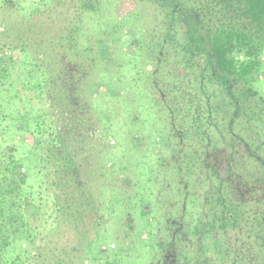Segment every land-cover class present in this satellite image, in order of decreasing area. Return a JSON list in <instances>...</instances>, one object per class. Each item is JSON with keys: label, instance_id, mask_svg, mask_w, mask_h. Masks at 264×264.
<instances>
[{"label": "trees", "instance_id": "1", "mask_svg": "<svg viewBox=\"0 0 264 264\" xmlns=\"http://www.w3.org/2000/svg\"><path fill=\"white\" fill-rule=\"evenodd\" d=\"M35 1L17 10L20 19L0 18V137L14 141L20 132L29 149L22 152L46 145L56 237L51 248L31 250L35 226L25 207L42 206L27 181L40 171L29 165L35 155L23 153L0 166V264H94L114 250L103 234L109 214H121L122 239L135 232L128 201L138 193L135 181L107 165V152L86 145L96 129L83 81L111 51L102 49L103 34L83 32V19L103 14L105 0ZM132 2L147 17L136 45L165 116L163 152L180 166L172 191L187 198V217L167 224L160 245L169 249L153 264H192L193 249L213 264H264V99L254 86L263 68L264 0Z\"/></svg>", "mask_w": 264, "mask_h": 264}, {"label": "rangeland", "instance_id": "2", "mask_svg": "<svg viewBox=\"0 0 264 264\" xmlns=\"http://www.w3.org/2000/svg\"><path fill=\"white\" fill-rule=\"evenodd\" d=\"M9 1L0 0V18L10 14V18L20 19L18 11H25L36 2L12 0L15 4L7 8L4 3ZM135 8L132 0H105L103 14L92 17L90 15L83 19V32L98 36L103 34L106 47L102 49L111 51L110 62L104 64L101 60V63L90 71L89 77L84 79V83L82 82L83 94H85L83 101L95 114L93 120L96 129L92 141L86 145L96 152L100 150L107 152L104 157L107 165L111 166L115 174L120 175L122 179L129 177L135 181L138 191L137 196L128 201V206L133 210L135 232L129 233V239H122L124 231L120 224L121 214L118 212L109 214L103 234L106 235V243L114 246V250L107 253L108 255L105 253V257L99 256V260L94 264H153L159 256L163 258L166 255L165 250L169 249L165 244L160 245V241L167 233L165 229L167 224L173 225L176 218L185 220L187 217L182 212L184 201L187 199L186 194L181 197L184 193L181 192L176 196L172 191L173 179L180 166L174 162L175 156L163 152L168 136L165 116L148 87L149 67L136 45V41L142 37L147 17L143 11ZM85 42L86 40L83 39L81 44L83 48ZM261 61H263L262 76H258L254 86L264 99V56ZM80 65L83 63L81 62ZM76 79L79 77L76 76ZM89 88L92 89L91 92ZM44 109L46 111V108ZM4 119L2 127L9 124V118ZM13 135L14 141L9 137H0L2 162L0 166L17 159L23 153L35 155V160L29 165L32 167V172L33 170L40 172L37 174L38 178L32 177L27 184L32 185L34 190L40 193L36 198L41 203L42 209L27 206L25 213L28 214L29 222L35 226L33 234L36 239L31 245V250L35 248L33 252H39L47 247L51 248L56 237L57 224L54 220L58 216L55 212L57 195L53 188L46 191V188H50L49 179L53 176L54 168L46 162L45 158L49 154L46 145L43 144L36 152H22L29 149L21 145V133L15 130ZM82 135L87 137L85 134ZM261 135L264 141V129ZM47 139L48 136H42V141ZM13 144L16 151L10 150ZM45 174L48 176L45 177ZM144 194L147 196L146 201H138V197L141 198ZM160 207H164L162 214H159ZM193 250V257L190 258L192 264H213L212 261L207 260L209 255L204 250ZM185 252L186 249L183 250V256ZM179 264H188V262L182 258Z\"/></svg>", "mask_w": 264, "mask_h": 264}, {"label": "built area", "instance_id": "3", "mask_svg": "<svg viewBox=\"0 0 264 264\" xmlns=\"http://www.w3.org/2000/svg\"><path fill=\"white\" fill-rule=\"evenodd\" d=\"M111 247H113V246H111ZM102 249H105L104 247H102Z\"/></svg>", "mask_w": 264, "mask_h": 264}]
</instances>
